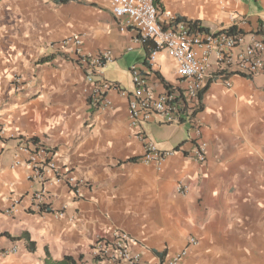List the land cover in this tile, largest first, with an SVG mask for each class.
<instances>
[{"label":"crops","instance_id":"0c3cea01","mask_svg":"<svg viewBox=\"0 0 264 264\" xmlns=\"http://www.w3.org/2000/svg\"><path fill=\"white\" fill-rule=\"evenodd\" d=\"M158 8L162 25L179 17L200 21L208 33L236 26L245 43L258 38L264 21V0H160ZM74 36L87 54L111 52L95 79L129 91V68H149L151 44L134 45L133 31L118 30L108 0H0V264H49L47 256L94 264V245L115 230L135 240L130 249L140 264H161L189 238L196 244L180 264H264V76L228 71L208 82L197 115L203 163L195 161L187 125L171 124L180 127L173 134L159 132L155 120L142 125L158 150L176 151L158 170L138 161L144 147L119 89L105 93L108 108L91 102ZM135 51L143 53L125 58ZM167 64L172 80L162 72ZM210 71L218 74L214 60ZM148 74L158 93L179 83L164 51ZM22 142L43 147L63 179L86 183L76 192L64 182L30 180L27 166L15 165L26 159L17 153ZM42 187L51 203L37 211L30 195ZM14 200L17 212L6 213ZM2 234H27L33 249Z\"/></svg>","mask_w":264,"mask_h":264},{"label":"built area","instance_id":"2783aa9c","mask_svg":"<svg viewBox=\"0 0 264 264\" xmlns=\"http://www.w3.org/2000/svg\"><path fill=\"white\" fill-rule=\"evenodd\" d=\"M110 12L122 33L133 31L135 37L132 44L145 46L148 49L146 64L149 72L155 66L159 52L164 51L174 62L178 78L177 85L163 87V91L155 92L148 81V69L144 66L133 65L129 68L131 89H120L115 83L101 76V68L112 59L109 50H101L96 54H87L81 50L82 41L78 37L70 39L76 46L78 63L81 66L85 81L92 89L89 92L91 102L96 106H109L105 98L108 90L117 88L119 94L128 99L129 125L139 132L136 138L143 144L144 152L138 158L143 164L154 163L161 169L166 158L173 156L175 150H158L143 133L142 125L153 120L162 124H185L194 133L196 144L195 161H205V143L201 139V125L197 118L202 109V93L208 82L223 76L224 72L232 71L246 78L264 76V21L260 24L258 38L244 42V36L227 34L226 32L208 33L192 30L184 21L173 22L168 25L159 23V8L154 0H108ZM129 47L128 50H131ZM212 60L217 67L218 74L211 73ZM216 76V77H214ZM222 78V77H221ZM229 86V82L226 81ZM1 133V129H0ZM33 148V147H31ZM26 142L17 147L18 154H24L26 159L15 160V165L23 163L29 169V179L42 184L53 182L65 183L76 192L86 181L68 176L63 179L55 162L48 157L46 150L39 146L31 149ZM46 172L51 174L48 178ZM181 186H179V189ZM31 207L37 211L47 210L49 193L45 187L32 192ZM18 200H14L6 213H16ZM57 217L62 212L55 213ZM135 240L126 232L115 230L109 238H100L94 245L91 255L94 264H140V254L131 251L130 245ZM196 240L189 238L187 247L165 259L161 264H180L186 257L188 248L195 245ZM16 248L10 252L15 253Z\"/></svg>","mask_w":264,"mask_h":264},{"label":"trees","instance_id":"16d2710c","mask_svg":"<svg viewBox=\"0 0 264 264\" xmlns=\"http://www.w3.org/2000/svg\"><path fill=\"white\" fill-rule=\"evenodd\" d=\"M60 3H66L68 0H58ZM154 3L156 6L159 7V3L160 0H154ZM180 21H184L188 24V26L195 31H199V32H208V30L204 27L201 26L200 21H191V20H186L184 18H179L176 17L173 22H180ZM222 32V31H221ZM223 32H226L227 34H231V35H236V36H240L243 35V31L238 29L236 26H231L228 29L223 30ZM166 88H168L169 84H164ZM206 89V88H205ZM204 89V90H205ZM137 160V158H131L129 159V161H133L135 162ZM2 235H6L8 237H10L7 234H2ZM11 240H25L28 242V248L29 250L33 249V243L29 241V236L27 234H23L21 236L18 237H10ZM81 260V257L79 258V261ZM47 263L49 264H78V261L74 260L72 257L70 256H65L61 261H52L48 256H47Z\"/></svg>","mask_w":264,"mask_h":264},{"label":"rangeland","instance_id":"374dc122","mask_svg":"<svg viewBox=\"0 0 264 264\" xmlns=\"http://www.w3.org/2000/svg\"><path fill=\"white\" fill-rule=\"evenodd\" d=\"M131 51V50H130ZM143 52H137L135 51L134 53H131V54H127L125 56V58H131L133 59L134 56H136V54H141ZM125 60V59H124ZM125 62V61H124ZM120 66L123 68H125L127 70V67L125 66V63L124 64H120ZM171 67L169 64H167L165 67H163L162 69V72L163 74L165 75V77L168 79V80H172L173 79V76H172V72H171ZM180 127L177 126V125H171V124H162V125H157V129L158 131L160 132L161 130H167V133L166 134H173L174 131H176L177 129H179Z\"/></svg>","mask_w":264,"mask_h":264}]
</instances>
